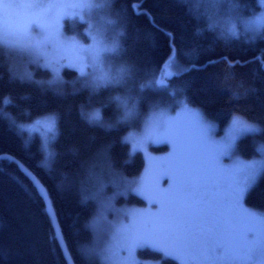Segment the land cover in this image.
<instances>
[{"label":"trees","instance_id":"trees-1","mask_svg":"<svg viewBox=\"0 0 264 264\" xmlns=\"http://www.w3.org/2000/svg\"><path fill=\"white\" fill-rule=\"evenodd\" d=\"M203 1L112 0L108 5L99 0L114 29L113 42L119 45L112 61L107 60L112 69L106 76L120 79L124 65L132 72L120 88L86 87L90 81L67 67L55 83L30 82L28 76L15 75L13 68L9 71L10 54L0 47V156L13 157L43 184L74 264H103L91 252L88 224L98 200L85 197L91 196L89 186L98 180L116 184L120 177H136L142 171V153L132 154L129 142L122 138L130 128L140 129L146 114L160 109L173 112L187 105L223 129L234 113H243L260 131L239 138L237 153L250 159L264 148V40L246 42L254 33L247 32L241 21L259 10L257 0H239L243 18L228 11L231 5L218 4L217 18L235 25L240 34L230 41L208 30L212 12L209 15ZM227 25L221 24L220 29ZM82 27L79 23V33ZM169 58L179 70L164 77ZM153 81L160 86L141 91L142 85ZM115 95L139 100L130 119L119 120V111L111 103ZM5 99L11 103L5 105ZM102 106L108 116L104 127L81 119L82 108ZM45 113H55L59 121L51 154H45L36 134L16 127ZM166 148V144L152 147L157 152ZM87 178V184H82ZM115 202L145 203L135 194L117 196ZM244 203L264 213V171L246 192ZM54 237L36 188L15 162L0 159V264H67ZM137 254L161 264H179L148 247L137 249Z\"/></svg>","mask_w":264,"mask_h":264},{"label":"snow or ice","instance_id":"snow-or-ice-1","mask_svg":"<svg viewBox=\"0 0 264 264\" xmlns=\"http://www.w3.org/2000/svg\"><path fill=\"white\" fill-rule=\"evenodd\" d=\"M98 2L99 0H56L55 3H51L46 0H34L33 3L21 4L19 6L28 11L24 14V20L19 27L10 26L6 19L0 17V47L16 49L22 54L34 57L38 67L53 73V79L49 84L59 78L54 63L63 64L65 61H70L69 53L79 50L84 54L82 60L70 62L65 67L78 71L81 77L87 76L90 84H86V87L100 90L120 88L131 78L132 72L129 66L122 67L121 77L117 80L107 76L97 77L91 71L93 63L103 66L108 58L119 51L118 43L108 41L105 36H97L92 32L93 26L88 17ZM104 2L111 5L112 0H104ZM213 2L231 5L229 12H236L243 18L239 0H213ZM259 3L264 7V0H259ZM72 21L86 25L81 37L69 33L68 24ZM221 23L224 22L209 18L208 30L218 31L220 38L226 41L239 38L240 34L236 31L235 25L226 26L221 30ZM245 29L254 33L246 42H255L257 37L264 40V12H261L255 20L247 21ZM49 52L60 53L59 61L50 60L47 55ZM80 63L83 64L82 67L79 66ZM27 79L35 82L31 76ZM153 85L160 86L153 81L151 84L142 85L141 91ZM3 103L7 105L11 101L5 99ZM111 103L116 106L120 114L119 120L123 122L133 116L139 100L123 99L121 95H115ZM172 111L175 112L176 109L173 108ZM194 111L197 116L200 115L198 109ZM176 114L179 115L178 112ZM2 115L3 112L0 111V116ZM81 119L90 126L104 127V121L108 116L103 106L82 108ZM173 119L172 116H165L162 110L159 114L150 117L145 127L151 134H164L171 129ZM16 127L30 134L39 132L43 128L45 136L51 134L53 140L59 135V121L55 113H45L31 123L16 124ZM108 127L110 128L111 124ZM258 131L260 129L254 121L249 120L243 113H234L227 138L217 142L211 136V127L205 124L201 117L195 155L188 151H178L173 175L167 177L173 191L165 199L147 201L150 207L157 209V214L140 229L148 235H137L132 229L134 216L132 211H124L117 215L111 202L117 194L123 195V193L117 192L115 184L101 182L91 196L85 198L94 202L100 197L104 198L103 207L108 210L104 220L111 226L117 240L126 243V250L129 252L150 247L157 253L162 252L165 256H172L173 260L179 259L161 246V243H164L171 245L177 252L191 254L194 264H219V262L241 264L249 258L264 256V237L257 234L255 226L242 219L227 218L220 211L223 203L230 196L243 197L257 182L261 171H264V167L258 168L256 162L243 166L231 163L232 150L238 138ZM149 141L159 142L153 140L152 135H149ZM45 146L47 147V140ZM137 150V145L133 144L132 154ZM233 169H237L244 179L243 182H236L235 187L228 191V180ZM134 190L139 195H144L142 186ZM165 203H167L166 210H164ZM95 206L97 205L94 203ZM106 238L111 240L112 237ZM107 254L106 250L105 255ZM108 264H116V262L110 261ZM261 264H264V261H261Z\"/></svg>","mask_w":264,"mask_h":264},{"label":"rangeland","instance_id":"rangeland-1","mask_svg":"<svg viewBox=\"0 0 264 264\" xmlns=\"http://www.w3.org/2000/svg\"><path fill=\"white\" fill-rule=\"evenodd\" d=\"M33 2L34 0H0V17L6 19L10 26L19 27L24 20V14L28 11L26 8H22L19 5ZM46 2L55 3L56 0H46ZM203 2L208 13H213H211V15L209 13L211 18H219L220 21L224 22L221 24H228L227 26H230L228 21H225L220 17L217 18L218 14H216V11H218V3H214L213 0H204ZM257 4L259 6V10L254 12L249 17L244 18V20H241L242 24L245 25L247 21L255 20V18L259 16L261 12H264V7L260 5L259 0H257ZM219 6L221 5L219 4ZM104 13H106V10H103V6L100 4H97V6L93 9L91 15L88 17L93 26L92 32L97 36H105L108 41H114V39H112V36H114V29L111 28L109 19L104 15ZM79 23V21L69 22L68 28L71 35H75L77 37H81L83 35L86 25L83 24L81 33H79L77 31ZM115 35L117 36V32H115ZM2 48L4 49V51L10 54V56L7 57V65L10 68H13V70L17 73L15 75L31 76L34 81H44L46 83H49V81L53 79V73L38 67L34 57L22 54L16 49H10L7 47ZM47 55L50 60L54 62L59 61L60 53L49 52L47 53ZM69 55L71 57L70 61H65L63 64L54 63V67L58 70L59 77L61 76V72L66 68V64L82 60L84 54L83 52L77 50L76 52L69 53ZM89 55H92L91 51L89 52ZM112 59L113 56L108 58V60L110 61H112ZM79 66L82 67L83 64L80 63ZM118 68L119 67H116L114 68V70ZM110 69H112L111 62L109 64L106 61L103 66L93 63L91 71L95 73V76L99 77L106 76V74L109 73ZM178 70L179 69L176 66V62L173 59L169 58L163 67L162 73L164 77H168ZM40 73L43 75H41ZM45 74L47 77L45 76ZM83 78L85 81H89V78L87 76ZM57 81H59V79H56L54 83ZM162 110L165 116L174 117L171 129L164 134L157 135L149 133L148 129L145 127L146 123L149 121L150 117H152L154 114H159ZM194 110H196V108H192L189 106L185 107V105H182L175 112L167 111L166 109H160L151 112L149 113V115L146 114L143 117L140 129L132 127L125 133V135H127L126 138L125 135L122 138L124 141L126 139L129 142L131 152L132 145H137V151L141 152L144 158V167L136 177H120L119 181L116 180L117 183L115 185L118 186L117 192L123 193V195L117 194L111 203L114 206L117 215L124 211H132L134 213L131 227L137 235H148L141 232L140 229L157 214V209L150 207L147 201H150L152 199H165L173 191V188H170V186H168L169 183L167 177L173 175L177 152L188 151L195 155L197 151V135L199 130L200 118L202 117L205 124L211 127V136L217 142L225 140L228 136L232 118L225 125V127H223V129H220L215 123L207 120L200 113V111V115L197 116ZM177 112L179 113V115L176 114ZM40 117L41 116L34 118L33 120L25 124L31 123L32 121ZM26 133L30 134L28 132ZM44 133L45 130L41 128L39 132H33L31 134H36L39 137V142L40 144H42L45 154H51V142L53 141V139L51 137V134H47L46 137ZM149 135H152L153 140L159 142H150ZM46 140L47 147L45 146ZM160 144H166L167 148L165 151L157 152L152 149V147L160 146ZM235 146L236 143L232 150L231 163L243 166L248 163L256 162L258 168L264 167V148L260 147L261 153H259L258 157L244 159L237 153ZM47 159L49 158L47 157ZM94 178L98 179V176L94 174ZM243 179V175L240 174L237 169H233L232 175L228 180L227 190L231 191L235 187V183L243 182ZM87 180L88 178L86 179V181H82V184H87ZM133 181H135V185L133 184ZM99 185V180L96 182V184H90V194L93 193ZM133 186H135V188ZM141 186L144 193L143 196L139 195L137 191L134 190L141 188ZM129 194H135L141 197L145 201V203L138 205L127 202H115V198L117 196H123L126 198ZM244 196L245 195H243V197H238L235 195L230 196L227 201L223 203L220 211H222L227 218L242 219L244 221L252 223L257 230V234L261 237H264V219L262 217V215L264 216V213L250 209L248 206H246L244 203ZM97 200L98 203L95 208L97 210L92 215L88 223L91 228L93 237V241L90 246L91 252L98 255L103 264H108V262L110 261H114L116 262V264H161L159 260L140 258L137 254V249L131 252L127 251L126 243L123 240H117L116 236L112 233L111 226L104 220V216L108 213V210L103 207L104 198L100 197ZM166 208L167 203H165L164 205V210H166ZM107 236H111V240L107 239ZM161 246L172 252L174 256L179 257V259L175 260L179 264H194L191 254L177 252L171 245L168 244L161 243ZM106 250L108 252L107 255H105ZM162 255L165 256L164 253H162ZM165 257L173 259L172 256ZM261 261H264V256L258 255L255 258H249L246 261H242L241 264H261ZM219 264H223V262H219Z\"/></svg>","mask_w":264,"mask_h":264},{"label":"water","instance_id":"water-1","mask_svg":"<svg viewBox=\"0 0 264 264\" xmlns=\"http://www.w3.org/2000/svg\"><path fill=\"white\" fill-rule=\"evenodd\" d=\"M2 158L15 162L19 166V168L21 169L23 174L31 181L32 185L36 188L37 192L39 193V195L44 200L47 215H48L50 222L52 224L54 235H55L56 239L58 240V244H59V247L63 253V256H64L67 264H74V262L71 258V255H70L67 247L64 244V239H63V236H62V233L60 230L58 220L56 218V215H55V212L53 210V206L51 204L50 198H49L47 191H46L45 187L43 186V184L38 180V178L32 172H30L25 166H23L19 161H17L13 157H11L9 155H3V156H0V159H2Z\"/></svg>","mask_w":264,"mask_h":264},{"label":"bare ground","instance_id":"bare-ground-1","mask_svg":"<svg viewBox=\"0 0 264 264\" xmlns=\"http://www.w3.org/2000/svg\"><path fill=\"white\" fill-rule=\"evenodd\" d=\"M61 230V229H60ZM63 236V235H62ZM64 244H65V241H64ZM65 246H66V244H65ZM67 247V246H66Z\"/></svg>","mask_w":264,"mask_h":264}]
</instances>
